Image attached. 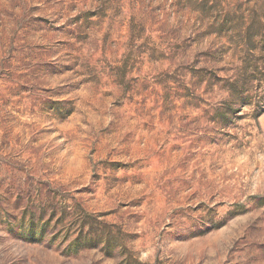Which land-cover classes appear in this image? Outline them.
<instances>
[{
  "label": "rangeland",
  "instance_id": "obj_1",
  "mask_svg": "<svg viewBox=\"0 0 264 264\" xmlns=\"http://www.w3.org/2000/svg\"><path fill=\"white\" fill-rule=\"evenodd\" d=\"M0 264H264V0H0Z\"/></svg>",
  "mask_w": 264,
  "mask_h": 264
}]
</instances>
